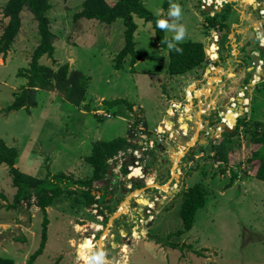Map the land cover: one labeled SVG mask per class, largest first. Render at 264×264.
Segmentation results:
<instances>
[{
	"label": "rangeland",
	"instance_id": "1",
	"mask_svg": "<svg viewBox=\"0 0 264 264\" xmlns=\"http://www.w3.org/2000/svg\"><path fill=\"white\" fill-rule=\"evenodd\" d=\"M7 1L0 0V36L9 20L4 14ZM50 1L52 8L47 16L55 35V49L52 57L45 53L40 62L54 70L69 63L70 70L83 71L88 77L85 101L77 106L56 91L52 94L40 89L36 93L37 106L7 110L28 86V79L19 71L30 66L41 41L38 21L24 8L14 44L7 52H0V141L19 149L15 165L23 172L38 177L66 173L85 179L93 172L85 157L92 153L96 140L127 136L132 146L109 158L105 180L94 184L117 193L113 198L102 196V189L95 187L93 193L101 203L85 205V201L78 202L74 196H62L47 207V224L45 213L36 204V195H32L31 205L27 199L14 205L17 187L13 185L10 167L0 162V254L12 258L15 264H28L41 248L33 264H89L93 256H100V264H264V180L249 172L253 167L250 157L257 144L250 141L246 127L242 126L229 143L233 151L227 166L208 156L216 151V142L205 143L194 152L189 149L191 135L202 133L203 119L208 120L202 126L205 137L210 135L209 128L217 127V123L210 125L207 118L216 115L211 111V98L219 101L220 117L226 112L225 105L237 100L248 106L247 101L251 100L249 121L264 122V82L255 90H249L248 85L246 94L242 84H238L242 78L238 83L233 81L240 78L233 69L218 68L209 60L183 74L169 73V47L157 41L152 22L137 15L136 50L142 57L134 70L130 55L118 69L114 59L125 43L124 19L112 24L85 17L76 21L74 14L82 10L83 0ZM243 1L244 13L254 14L250 20L239 19L238 13L231 20L220 13L215 17L201 16L205 13L201 4L203 8L212 6L216 13L220 5L217 0L193 3L198 15L189 9L191 0H145V4L157 15L165 13L168 23L182 24V40L203 42L205 49H210L208 54L217 55L219 48L221 60L228 55L236 59L241 41L237 30L243 32L242 28L249 27V40L243 46H254V50L240 55V63L247 65L253 60L250 71L256 81L260 80L258 69L264 71V46H260L264 39V0H259L257 8L262 9L258 10ZM171 4L180 6L179 20L168 15ZM176 30H166V37L172 39ZM256 50L260 51L258 58ZM220 74L222 77L217 80ZM238 95L244 96L242 100L237 99ZM116 98L128 102L112 106L104 102ZM240 105L235 108L242 110ZM108 113L112 117H107ZM234 114L228 115L230 120H235ZM188 119L195 130L182 138L180 133L188 132L183 130ZM223 119L224 116L221 121L226 122ZM212 133L215 138L216 133ZM192 138L193 143L196 137ZM201 149L205 156H196L195 152ZM137 167L140 174L136 176L131 172ZM232 172L236 173V180L230 185ZM132 177L141 179L142 186L134 189ZM175 177H181L175 186L179 196L172 199L164 187L170 189L168 179ZM153 183L163 192L153 188ZM162 183L164 187L160 186ZM196 184L204 189L205 204L197 210L193 228L182 235H170L183 227L179 212L183 194ZM161 199L168 202L160 204ZM143 200H149L153 208L148 210ZM125 201L132 206L129 211L123 208Z\"/></svg>",
	"mask_w": 264,
	"mask_h": 264
},
{
	"label": "trees",
	"instance_id": "2",
	"mask_svg": "<svg viewBox=\"0 0 264 264\" xmlns=\"http://www.w3.org/2000/svg\"><path fill=\"white\" fill-rule=\"evenodd\" d=\"M167 5V2H165ZM24 8L29 9L34 18L38 21V28L40 34V44L35 48L32 56V61L29 67L22 68L19 75L28 79V86L16 96V99L8 106L7 110H18L22 107L37 106L36 93L40 89L56 91L61 94L69 102L80 106L84 103L87 92L88 77L79 69H71L69 63L62 65L58 70H54L51 66L40 62V58L47 53L52 57L54 52V32L50 28V19L47 12L52 8L50 0H8L4 7V14L8 17L4 30L0 36V52H7L14 44L21 26H22V11ZM135 15L143 18L146 22H152L157 41L164 47L172 41L171 38L166 37L165 29L157 27V20L165 19V13L157 15L150 10L145 0H117L115 3H110L108 0H83L82 10L74 14V19L77 21L80 18L97 19L100 22L112 24L117 19L123 18L126 29L124 32L125 43L121 50L116 54L115 67L122 68L125 59L128 55L131 57V65L133 70L137 60L141 59V54L136 50L135 31L138 25L135 21ZM215 17V15L213 16ZM173 47L169 48V67L168 71L171 74H183L188 71L200 68L208 60L210 61L205 46L201 41L181 40L179 42L173 41ZM179 48L180 51H176ZM251 75V74H250ZM246 77V82H249V76ZM107 106L112 104H121L128 102L124 98H116L113 100L105 99ZM251 118V117H249ZM248 118L247 112L239 117L238 124L234 132H224L223 138L218 145H215V153L208 155L214 157L216 160H221L226 164L230 162V153L233 151L229 147L232 138L239 133L240 128L246 127L250 136V141L257 144L253 150L250 161L252 163L253 171L249 172L257 178L264 180V122L254 119L252 122ZM127 137V136H126ZM119 136L113 140H96L94 142L93 151L90 155L85 157L93 168L91 177L76 178L73 175L66 173L48 174L46 177H38L32 174L21 171L15 164L19 157V149L15 146H10L2 139L0 141V162L5 163L10 167L12 175V182L17 191L15 193V203H21L22 200L27 199L28 205H31L32 195H36V204L41 207L45 213V224L48 223V215L46 209L53 205L62 196H74L78 202L85 201V205L100 202L93 193L96 181L105 180V174L109 167L107 161L122 150L128 149L132 143L128 138ZM256 162V163H255ZM227 166V165H226ZM126 173L128 171L125 169ZM226 172V170H223ZM134 187L142 186L141 179H136ZM236 180V173L232 172L230 185ZM95 187V188H94ZM102 189V187L96 188ZM102 191H104L102 189ZM104 196L113 194L114 191H108ZM103 196V195H102ZM82 201V202H83ZM180 217L183 222V227L170 233L182 235L186 230L193 228L195 223V215L197 210L205 204V193L201 185L196 184L188 188L183 194ZM101 203V202H100ZM47 225L42 233V246L44 245L47 235ZM165 239H159L162 241ZM165 243V242H163ZM176 247L175 243H171ZM41 249L34 253L28 264H33L36 258L40 255ZM199 253V252H198ZM200 254V253H199ZM0 264H15V261L7 256L0 254Z\"/></svg>",
	"mask_w": 264,
	"mask_h": 264
},
{
	"label": "crops",
	"instance_id": "3",
	"mask_svg": "<svg viewBox=\"0 0 264 264\" xmlns=\"http://www.w3.org/2000/svg\"><path fill=\"white\" fill-rule=\"evenodd\" d=\"M201 0H191V4H190V7H189V9L190 8H193L194 9V12L196 13V15H198L199 14V11H198V8H196L194 5H193V3H198V2H200ZM246 1H248L249 2V7L250 6H252L255 10H258V9H262V7L261 8H257L259 5H260V3H261V1H259V0H245V2ZM256 1H259V3H257ZM217 2H219V4L220 5H218V7H217V12L216 13H214V10H213V7L212 6H208L207 8H203V4H201V9H204L205 10V13L203 12L202 14H201V16H203L204 14H205V17H210V16H213V15H216V16H218L219 14L218 13H220V14H222V16L224 17V18H227V20L229 19V20H231L233 17H235V14H239V19H246V20H250L253 16H254V14H252V13H248V14H245L244 13V11H245V8H244V5L243 4H245V3H243L244 1L243 0H217ZM247 2V3H248ZM263 2V1H262ZM264 3V2H263ZM261 4L262 6L264 5V4ZM256 7V8H255ZM264 10V9H263ZM239 22V21H238ZM238 29V28H237ZM248 29V30H247ZM242 30H243V32H241L239 29L237 30L239 33V35L241 36V41L239 42V46H240V48H238L237 49V51L236 52H238L237 53V55H236V59H233L230 55H228L227 57H226V59H223V60H221L220 59V57H218V54H219V52H220V49L219 48H217V53H215V54H217L216 55V57H214L215 55H213L212 53H207V55H208V57H209V59H210V61H212L213 63H217L220 67H218V68H221V66L222 67H228V68H231V69H233L239 76H240V78L239 79H236V80H233V81H236L237 83L240 81V79L242 78V80H241V83H238L239 85L240 84H242L241 86H242V88L243 89H245L246 90V93H247V90H248V85H250V88H249V90L250 89H256V88H258V86L259 85H261L260 83H263L264 82V71H260V69L262 70V68H260V69H258V72H259V76H260V80L258 79V80H256L255 81V79H254V81H252V82H250L251 81V79L253 78V75H254V72H253V74H252V71H250L251 70V68L253 69L254 67L252 66V62H253V60L251 61V64H247V65H241V63L240 62H243V60H242V58L240 57V55H242L243 53H245L246 51L247 52H249L250 54H251V51H253L254 50V46H252V47H250L249 45V47L248 46H243L244 45V43L245 42H247L249 39L247 38V35L250 33L249 32V27H244V28H242ZM256 30H258V28H256ZM252 36V35H251ZM235 38V37H234ZM232 39H233V35H232ZM260 46H264V39L261 41V43H260ZM212 48H214L213 46H212ZM210 49L209 48H207L206 49V52L208 51V52H210L209 51ZM216 50V49H215ZM227 52V51H226ZM235 52V51H234ZM259 53H260V51H259ZM259 53H258V51L256 50V52H255V57H259V56H257V54L259 55ZM233 59V60H232ZM262 59H264L263 57H262ZM218 60V61H217ZM217 61V62H216ZM236 62V65H235V62ZM210 70V69H209ZM209 70H208V72H209ZM248 71V72H247ZM235 72H232L233 74H235ZM240 73V74H239ZM249 74H251L250 76H249V82H246V77L249 75ZM222 76H221V74H220V76L218 77V79L217 80H219L220 78H221ZM231 80H232V78H231ZM219 84V83H218ZM216 90V89H215ZM214 90V91H215ZM48 91H50V90H48ZM52 94L55 92V91H50ZM216 93H218L217 92V90L215 91ZM57 93V92H56ZM249 94V93H248ZM250 95V94H249ZM208 97V96H207ZM239 97H243V96H241V95H238V97H237V99H239ZM252 97V96H251ZM250 97V98H251ZM251 102V100H249V101H247V104H248V106H246L245 108L247 109V110H250V103ZM211 106H212V108H211V111H212V114H216V115H213L212 117H207L209 120H215V118H218V115L220 114V110L217 108V107H219V101H215L213 98H211ZM234 106V105H233ZM222 109V108H221ZM19 110V109H18ZM218 110H219V112H218ZM229 112L231 113V112H233V111H230L229 110ZM229 113V114H230ZM234 113V112H233ZM228 114V115H229ZM236 115H237V113H235ZM228 115L226 116V119L227 120H230V118L228 117ZM107 117H112V113H109V116H107ZM201 117V116H200ZM205 120V122H208V120L207 119H204ZM170 123H172V120H170L169 121ZM231 123H234V121L233 120H231ZM186 124H187V126H186ZM186 124H183V128L184 129H188V132H187V135H186V137H188L189 135H191L190 133L191 132H193L194 130H195V125H189V123H186ZM115 124H113L112 126H114ZM201 128V127H200ZM199 128V129H200ZM114 129V128H113ZM193 129V131H191ZM198 129V130H199ZM197 130V129H196ZM117 132H120V131H117ZM120 134H123V132H120ZM197 135H198V132H197ZM196 136V135H195ZM154 184V183H153ZM112 189V188H111ZM123 191H126V188L125 189H123ZM136 191H139V190H135V192ZM142 192H143V190H141ZM134 192V193H135ZM141 192V193H142ZM102 193V195H104V193H105V190L104 191H102L101 192ZM170 193V192H169ZM117 193H113V194H109L108 195V197L109 198H113L114 197V195H116ZM107 196V195H106ZM117 197V196H116ZM117 199H118V197H117ZM128 203H129V201H127ZM131 202V201H130ZM128 203H127V205H128ZM127 207V210L129 209V208H132V206L131 205H129V206H126ZM129 211V210H128Z\"/></svg>",
	"mask_w": 264,
	"mask_h": 264
},
{
	"label": "clouds",
	"instance_id": "4",
	"mask_svg": "<svg viewBox=\"0 0 264 264\" xmlns=\"http://www.w3.org/2000/svg\"><path fill=\"white\" fill-rule=\"evenodd\" d=\"M168 15L170 16V17H175L177 20H179V18H180V16H181V9H180V6L178 5V4H171L170 5V8H169V12H168ZM157 27H159V28H161V29H165V30H168V31H170L173 27H176V31L173 33V35H172V41H175V42H179V41H181L183 38H184V35H185V28H184V26L182 25V24H179L178 26L177 25H174V24H170V23H168L165 19H159V20H157ZM168 47L169 48H172L173 47V45L171 44V43H169L168 44ZM176 51H180V49L179 48H176ZM252 81H254V77L251 79V81L250 82H252ZM248 91V90H247ZM247 94V93H246ZM244 97V96H243ZM249 97V96H248ZM239 98H241V97H239ZM239 104H241V105H244L245 107L247 106V105H245V103H244V101H242V102H238L237 100L236 101H233L232 103H231V105H225V107H223V110L224 111H226L225 113H224V117L226 118V115L228 114V113H230L229 112V110H231L232 109V111L233 112H236L237 113V115H236V117H237V120H236V123H235V125H236V127H237V124H238V120H239V117L240 116H243L246 112H248V110H246V111H244L243 113H240V111H239V109L238 108H235V106H237V105H239ZM234 105V106H233ZM245 107H244V110H245ZM109 114V113H108ZM219 119V120H218ZM222 120V118L218 115V118H215V120H210V121H212V122H214V124L217 122V121H221ZM223 120H225V119H223ZM226 122V124L228 125V126H233V124L231 123V120H225ZM236 127L234 128V130L236 129ZM234 130H233V132H234ZM184 131H188V129L187 130H185L184 129ZM219 132V131H218ZM224 132H227L225 129H224ZM229 133H232V132H229ZM185 134V133H184ZM178 136V135H177ZM180 136H182V133H180ZM219 136V135H218ZM215 153V152H214ZM213 153V154H214ZM129 173V172H128ZM137 176V175H136ZM133 178H135V177H132V179ZM160 186L161 187H164L163 186V183L162 184H160ZM156 187V189L158 188V186L156 185V184H154V186H153V188H155ZM135 188H137V187H134V189ZM165 189V188H164ZM157 190H159V188L157 189ZM165 190H169V189H165ZM158 198V197H157ZM164 199H161V201H160V204H163L164 202H162ZM151 201H153V199H151ZM144 203V202H143ZM146 207H147V209L148 210H151V208H153V206H147L148 204H144ZM102 255V254H101ZM89 264H100V256H93V257H91L90 259H89Z\"/></svg>",
	"mask_w": 264,
	"mask_h": 264
},
{
	"label": "flooded vegetation",
	"instance_id": "5",
	"mask_svg": "<svg viewBox=\"0 0 264 264\" xmlns=\"http://www.w3.org/2000/svg\"><path fill=\"white\" fill-rule=\"evenodd\" d=\"M225 113V112H224ZM228 115V114H227ZM226 115V116H227ZM223 116H221V118H222ZM224 119L225 120H227L225 117H224ZM219 120V119H218ZM211 123H210V125L211 124H214V122H212V121H210ZM172 123H173V120H172ZM185 123H189V125H192V122H191V120L190 119H188V122L186 121ZM184 123V124H185ZM203 123H206L205 122V120L203 119V121H202V125H201V131H202V133L200 132V134L199 135H194L193 136V134L191 135V137H190V140H192L193 138L192 137H196V140H195V142H194V144L193 145H190V147H189V149H191L193 152L194 151H196V149L199 147V146H201V148H203L202 146H203V144H205V143H210V142H212V143H214V142H216V145H218L219 143H220V141L222 140V136H223V133H224V128H221V129H217V128H219V123H220V121H217L216 123H217V127H216V129H215V131H214V129H212V127L211 128H209V137L207 138V137H205V134H204V125H203ZM219 125V126H218ZM203 126V127H202ZM183 129V128H182ZM208 129V128H207ZM206 129V130H207ZM184 130V129H183ZM212 130L217 134V132H218V130H221V133L220 134H215V138H214V134L212 133ZM184 134V133H183ZM211 134H213V135H211ZM186 135L187 134H184V135H182L181 137L182 138H184V137H186ZM219 135V136H218ZM178 137V136H177ZM198 137V138H197ZM179 139H181L180 137H178ZM218 138H221L220 139V141H217L218 140ZM190 140H189V142H190ZM195 154H196V156H205V152H204V149H201L199 152H195ZM201 154V155H200ZM210 154H212L211 152H210ZM208 155V154H207ZM195 156V157H196ZM184 163H187V162H184ZM188 164V163H187ZM160 172H162V171H160ZM176 173V171H174V174ZM176 176L178 175L177 173L175 174ZM172 177V176H171ZM180 179H181V177H179V178H177V177H175V178H170V179H168V181L170 180L171 181V184H169V192L171 193V198L172 199H174V198H178V196L179 195H177V194H175V189L177 188V187H175L178 183H180ZM168 188V187H167ZM166 187H165V189H167ZM171 190V191H170ZM159 192L161 193V192H163V191H161V190H159ZM169 193V194H170ZM162 202H165V201H162ZM168 201L166 200V202H165V204L167 203ZM182 204V203H181ZM181 208V207H180Z\"/></svg>",
	"mask_w": 264,
	"mask_h": 264
},
{
	"label": "water",
	"instance_id": "6",
	"mask_svg": "<svg viewBox=\"0 0 264 264\" xmlns=\"http://www.w3.org/2000/svg\"><path fill=\"white\" fill-rule=\"evenodd\" d=\"M209 71H210V70H209ZM239 100H242V99L239 98ZM240 109H242V110H239L240 113H243V112H244V110H243V109H244V105H240ZM228 114H229V113H228ZM236 120H237V117H235L234 124H233L232 127H231V126H228L224 121H221V122L219 123V125L222 126L227 132H233L234 128L236 127V125H235ZM214 131H215V129H214ZM217 133H218V132H217ZM194 142H195V141H193V143H192V141H190V144L193 145ZM144 201H145V200H144ZM144 201H143V202H144ZM144 204H147V203L144 202Z\"/></svg>",
	"mask_w": 264,
	"mask_h": 264
},
{
	"label": "bare ground",
	"instance_id": "7",
	"mask_svg": "<svg viewBox=\"0 0 264 264\" xmlns=\"http://www.w3.org/2000/svg\"><path fill=\"white\" fill-rule=\"evenodd\" d=\"M213 46V45H212ZM213 50V49H212ZM214 57H216V55L214 56ZM243 95V94H242ZM230 111H232V109L230 110ZM234 113H236V112H234ZM234 115H236V114H234ZM233 124V123H232ZM140 168V167H139ZM138 167L137 168H134L133 170H132V174L133 175H138V174H140V169H139ZM165 188V187H164ZM168 191V190H167ZM144 201V200H143ZM144 202H146L147 204H148V206H151V205H149V203H150V201L149 200H145ZM127 201H125V203H124V206H123V208H124V210L127 208L126 206H127ZM83 245L84 246H86L87 245V241H85V242H83Z\"/></svg>",
	"mask_w": 264,
	"mask_h": 264
}]
</instances>
